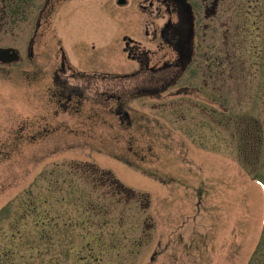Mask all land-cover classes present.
<instances>
[{
    "label": "rangeland",
    "instance_id": "rangeland-1",
    "mask_svg": "<svg viewBox=\"0 0 264 264\" xmlns=\"http://www.w3.org/2000/svg\"><path fill=\"white\" fill-rule=\"evenodd\" d=\"M118 1L0 0V264H264V0H187L163 93L176 16Z\"/></svg>",
    "mask_w": 264,
    "mask_h": 264
},
{
    "label": "flooded vegetation",
    "instance_id": "flooded-vegetation-1",
    "mask_svg": "<svg viewBox=\"0 0 264 264\" xmlns=\"http://www.w3.org/2000/svg\"><path fill=\"white\" fill-rule=\"evenodd\" d=\"M154 1L159 2V3H163V5L167 8L168 14L176 16L175 22L169 21L165 25L164 29L161 31V38L164 39L167 46L171 47V49H173L175 51V53L177 54L176 55L177 57L175 58V60L173 62L166 63L163 66L155 69V68L150 67V59H149L147 54H145V53L138 54L137 52H135V49L129 48V51H128V52H130L129 56L131 57V59L138 61L141 71L142 72L146 71L147 76H148V73L158 75L164 69H168V68L172 69V68L180 67L181 60H180V56L178 55L177 48L181 45V43L184 40V34L182 33L181 28L177 27V25L179 24V21H180V16L183 14V6L180 3V0H154ZM185 2L187 3L188 1L186 0ZM192 12H193V16H192V20H193L192 35H193V37H192V39L190 38L189 43H190V50L192 52V57H193L194 56V10H193V7H192ZM64 66L65 65H63V67ZM64 70L65 69H62L61 73L64 74L65 73ZM58 77H59V74L56 77V81H57ZM179 79L177 81L175 80L174 83L171 84V86H168L161 93L165 92L170 87L174 86L179 81ZM57 85H58V90H59L58 96L61 98H65L67 100V103L71 102L73 93L76 90L75 89H69V87L67 86L66 80L61 81V83L57 82ZM65 93L67 94V96L65 95Z\"/></svg>",
    "mask_w": 264,
    "mask_h": 264
},
{
    "label": "trees",
    "instance_id": "trees-1",
    "mask_svg": "<svg viewBox=\"0 0 264 264\" xmlns=\"http://www.w3.org/2000/svg\"><path fill=\"white\" fill-rule=\"evenodd\" d=\"M180 3L183 6V14L180 16V21L177 27L181 28L182 33L184 34V40L181 43V45L177 48L178 55L180 56L181 64L178 68H168L162 70L158 75L157 74H151L148 73V82L149 84L155 89L160 90L162 92L164 89H166L168 86H171V84L174 83V81L178 80L182 73L184 72L185 68L189 64L190 56H191V50H190V38H191V15L188 5L186 4L185 0H180ZM134 77V75L132 76ZM120 78V77H117ZM154 89V90H155ZM255 133L252 128H246L244 131V139L247 141H252ZM262 143V140L260 141V144ZM258 153L261 154L262 147L261 145L257 149ZM111 183L116 188H120L116 181L110 177ZM122 189V188H120Z\"/></svg>",
    "mask_w": 264,
    "mask_h": 264
},
{
    "label": "water",
    "instance_id": "water-1",
    "mask_svg": "<svg viewBox=\"0 0 264 264\" xmlns=\"http://www.w3.org/2000/svg\"><path fill=\"white\" fill-rule=\"evenodd\" d=\"M124 0H120L119 4H124ZM20 61V57L17 51L13 49H0V64H15Z\"/></svg>",
    "mask_w": 264,
    "mask_h": 264
}]
</instances>
